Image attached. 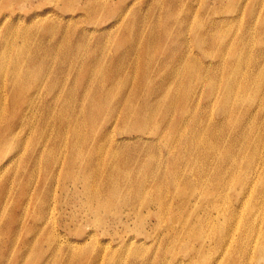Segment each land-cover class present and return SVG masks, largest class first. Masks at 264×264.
<instances>
[{"label":"rangeland","instance_id":"rangeland-1","mask_svg":"<svg viewBox=\"0 0 264 264\" xmlns=\"http://www.w3.org/2000/svg\"><path fill=\"white\" fill-rule=\"evenodd\" d=\"M171 1L0 0V62L7 52V61L21 58L18 62L33 70L24 57L38 50L42 57L33 61L38 68L49 66L46 75L33 74L34 83L18 106L11 104L18 92L0 91V264H87L86 259L91 264H224L229 258L259 264L258 249L264 245V0ZM92 5L96 9L90 11ZM136 9L144 35L155 25L154 36L164 41L167 20L171 26L194 16L199 26L188 32L186 44L173 39L169 47L176 51L185 45L190 59L208 72L200 73L193 87L174 89L166 126L160 119L139 129L125 121L123 111L112 119L103 111L90 123L88 96L98 109L102 94L95 82L81 80L82 74L90 61L93 73L100 70L95 57L106 54L121 67L120 37L136 21L131 16ZM209 23L214 25L206 30ZM46 26L53 34H43ZM216 27L227 32L223 51L204 46L199 37ZM31 32L40 41L29 38ZM130 42L138 53L140 48L139 55L127 51L135 63L136 112L145 94L141 56L157 57L161 45L148 50L128 37L122 44ZM61 65L74 70L73 80H79L73 86L55 83L65 81L61 75L53 81ZM58 118L71 122L61 124ZM140 149L144 165L148 157L158 164L154 188L144 189L145 198L134 202L112 201L100 179L111 165L115 176L122 169L131 171L123 167L122 154ZM148 179L153 183L151 175ZM235 229L240 230L233 244L223 243Z\"/></svg>","mask_w":264,"mask_h":264},{"label":"bare ground","instance_id":"bare-ground-1","mask_svg":"<svg viewBox=\"0 0 264 264\" xmlns=\"http://www.w3.org/2000/svg\"><path fill=\"white\" fill-rule=\"evenodd\" d=\"M182 1L183 0H181L180 3ZM169 3L173 4L174 0H172ZM179 6L180 4H178V7ZM94 9H96V5H92L89 7L90 11H93ZM186 9H188V6H186ZM140 13L141 11L136 9V15L135 13L131 14L134 20L136 18V21L134 22L130 21L129 22L130 27L120 37L121 45H119L118 48H121V67L113 66V62L115 60L111 59L106 54L105 57L103 56L95 57V63L100 61L101 64L100 70H98L96 73H93L92 67H89V65H93V63L90 61L89 65L85 68V71L82 74L84 79L81 78V80H83L86 84H91V85L95 82V84H97L99 87L97 93L100 92L102 94L100 100V104L102 105L98 109L92 106L93 100L91 94H89L88 96L87 118H88V122L90 123H93L96 120V118H99L102 115L103 111H106L107 115L109 116V119H112L115 116L117 117L118 114L123 111L125 121L131 122L133 125L134 124L137 125L139 129H142L143 125L151 128L153 127L152 125L155 124V121L160 119L162 123L166 126L170 123V118L173 113L172 112L170 115H168L169 112L172 110V106L175 101L173 96L174 89L191 88L194 86L196 80L200 77V73L204 74L208 72L207 69L200 68L199 64H196V62L193 59H190L191 56L185 53L188 51V48H186L185 45L184 47L182 46L181 49H178L176 51H174L172 48L169 47L170 41L173 39L175 42L181 40L180 41L181 45H182V41H184L186 44V38L188 32H192L195 26L196 27L199 26V23L194 24V16H192L190 19L179 18L176 20L175 24L171 26L169 20L166 21L167 25L164 22L163 23L161 22L160 24H162V26L163 24H165V35H164L165 41H164L161 37L154 36L155 25L151 28L150 32H148V36L144 35V32L141 29L143 19H141ZM170 15L173 16L172 12L170 13ZM117 17L112 21L115 23L118 22ZM165 17L169 18V15L168 16L166 15ZM97 18L99 19L98 21L101 20L100 17ZM158 18L160 20L162 19L161 17ZM213 25L214 24H210L206 30H208L209 27ZM139 29H141V32H139ZM51 31L52 30L50 26H46L45 28L42 29L43 34L44 33L49 35L51 33L53 34V32ZM182 32H183V36H182ZM206 33L207 32H205V34ZM226 33L227 32L224 31L221 34V31H218V28L216 27L211 29L206 35L202 34L199 37L204 41L203 43L204 46L207 43L209 45L214 46V50L223 51L221 40ZM37 34L38 33L31 32L29 34V38L36 41H40ZM126 37L130 38L131 40L136 38V42H139L138 39H140L141 42L139 43L147 44L148 50H150V48H153L152 45H161L160 47H158V50H156L157 57H155L154 54L149 58H147L146 55H144L145 57L140 55L141 60L143 61L142 65L144 66L143 69L140 68V71H142L141 79L143 80L145 94H144V99H143V95H141L142 97L141 105L138 111L136 112L133 111V107H134L133 104H135L136 97L134 94L135 86L134 83L132 82V75L136 72V70L133 69L135 63L131 62L129 53L127 54V51L130 50V48L133 49L132 47H134V44L133 42H130V44H122V42L125 40ZM52 48H54L53 45ZM225 48L227 49V41H225ZM37 51L38 50H35V52L33 53L28 52L24 57V62L27 64L28 67H34L33 70H28L27 67L21 65L18 62V60H20L21 58L13 61H7L8 58L7 52L2 54V56L6 58V61L1 60L0 62V91L5 89H10L11 92H15V91L18 92V95L16 96L11 95L12 106L19 105L20 99L23 97V91L29 88L28 84L30 82L34 83L33 74L42 77L49 72V66L46 68H38V65L40 63H36L33 61L35 59L42 57V55L38 54ZM132 51L135 52L137 55L140 54V48H139V53L134 49ZM208 54L209 53L206 50H204V56L209 57ZM127 58L128 61L127 62L125 61V63L122 64L123 60H126ZM156 58H158V62L156 61ZM77 63L79 62L77 61ZM8 71L10 72V77H8V75L6 76ZM25 73H27V75L23 77ZM53 75L55 76V79L53 81L59 79V76L61 75L60 78H64L65 81L55 82V83L63 84L65 86L67 85V83L73 86V84L77 80H79L78 78L73 80L75 77L74 70L67 71L62 65L56 70V72ZM38 86L42 87V84L40 83L38 84ZM90 93H92V91H90ZM140 94H141V90H140ZM223 99H226V96H224ZM99 109L101 110V113H98ZM15 113H17V109H15ZM58 121L61 124H69L71 122V121L63 120L61 118H58ZM45 122L46 121H44L43 124H45ZM11 123H14V121H11ZM131 128L133 129L134 127L131 126ZM138 128L137 130L140 132ZM75 135L78 138V136L80 135V130H77ZM124 152L125 154L127 153V151ZM143 153L144 151L140 149L136 152H131V153L128 152V155L126 157H124V154H122V159L125 158L123 159V167L130 168L131 171L122 169V172L117 176H115L116 167L115 165H111L108 170V174L100 179V182H105L102 185V188L104 194L105 195L109 194V196L111 197L110 198L108 196L109 199H111L112 201H116V200L122 201L124 199V200H129V202H134V199L140 196L141 198H145L144 196H142L144 193V189L151 191L154 188L155 183L153 179V172L155 171L156 166H158V164H155L153 162V159L152 158L149 159L148 157L147 159L148 163L144 165L142 162ZM111 156L113 159L117 158V154H111ZM91 165L92 164L90 163L87 166H85L86 171L91 168ZM149 175H151L153 183L149 181L148 179ZM73 182H76V180H73ZM105 186L106 188H104ZM149 187H151V189H149ZM97 194L101 196V192H99V190L97 191ZM152 195L155 194L153 193ZM239 230L240 229H235V231L232 234L229 233L228 234L229 238H224L223 243L228 245L233 244L234 234ZM258 250L260 255L257 259L259 261V264H261L264 261V245L261 248L259 247ZM89 257L90 254L88 253L87 258ZM86 260H87V264H91L92 262L91 259H86ZM60 263L62 262H59L57 264ZM224 264H237V262H235V259L232 260L229 258L228 261ZM239 264H243V263L239 262Z\"/></svg>","mask_w":264,"mask_h":264}]
</instances>
